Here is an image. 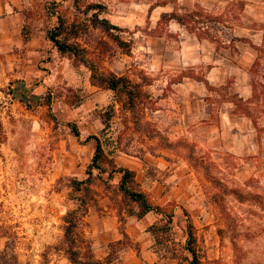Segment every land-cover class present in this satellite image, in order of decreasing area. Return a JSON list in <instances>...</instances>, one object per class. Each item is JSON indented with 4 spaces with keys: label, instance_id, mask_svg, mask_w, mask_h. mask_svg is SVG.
Segmentation results:
<instances>
[{
    "label": "rangeland",
    "instance_id": "374dc122",
    "mask_svg": "<svg viewBox=\"0 0 264 264\" xmlns=\"http://www.w3.org/2000/svg\"><path fill=\"white\" fill-rule=\"evenodd\" d=\"M8 2L22 17L23 36L29 39L34 34L36 47L42 53L26 54L21 45L10 44L0 31V252H6L9 257L15 253L16 264H72L61 250L63 217L77 207V198L85 197L88 213L76 231L84 259L94 256L90 237L98 232L101 234L98 243L103 249L107 246L109 252L107 260H115L116 264H122V256L130 258L129 252L146 262L151 254L159 264H189L192 254L188 250L186 210L195 226L197 242L193 248L200 256L199 264H264V180L254 177L245 185L230 187L211 174L206 176L209 171L202 167L204 160L193 154L192 146H186L184 150L190 162L200 164L204 178L183 177L179 186L190 189L191 184L202 181L206 193L196 196L198 202L191 200L185 205L182 201L188 200L182 194L178 198L175 190L178 181L175 176L169 181L175 187L172 198L164 202L160 194L165 187L155 180L168 179L165 174L168 169L156 166L152 160L160 161L162 157L180 161L183 155L176 142L163 136L148 111L159 106L160 88L164 87L165 93L180 78L178 53L182 51V42L189 40L194 32L199 38L222 40L228 37V28L246 23L264 25L257 17L256 3L242 0ZM90 4L104 6L99 18L120 28L111 31L128 42L129 52L119 47L102 28L92 25L97 10L90 9ZM174 12L182 22L168 16ZM0 13L5 15L2 4ZM58 16L66 19L69 35L74 33L71 28L80 29L77 41L88 49V57L100 70L126 76L131 85H138L135 108L130 109L128 97L123 93L93 84L91 70L73 55L59 53L47 38V31L58 25ZM225 28L227 33L219 32ZM19 52H23L21 57L16 55ZM194 72L183 70L185 74ZM253 72L254 78L264 80V65L253 67ZM168 78L171 80L166 86ZM70 123L77 124L80 137L74 135ZM90 135L100 138L104 156L101 169H92L93 179L86 193L76 190L72 181L88 177L96 150L94 139L85 141ZM118 150L142 159L146 151L153 154L148 155L150 161L146 160L144 171L136 173L140 188L145 192L152 189L150 194L154 198L147 193L166 214L151 212L146 217L145 225L150 222L146 230L150 233L143 241L149 243L150 254L141 251L140 242L127 232L128 227L136 228L128 226V222L138 218L131 213L137 214L139 206L119 189L121 174L113 170L118 166L115 162ZM181 172V168L174 170L178 175ZM220 183L237 192L224 193ZM168 215L172 216L169 221ZM117 235L120 240L110 241Z\"/></svg>",
    "mask_w": 264,
    "mask_h": 264
},
{
    "label": "crops",
    "instance_id": "0c3cea01",
    "mask_svg": "<svg viewBox=\"0 0 264 264\" xmlns=\"http://www.w3.org/2000/svg\"><path fill=\"white\" fill-rule=\"evenodd\" d=\"M195 1L207 0H193ZM212 1L229 3L238 0ZM242 1L255 2L257 8L259 7L257 17L264 22V0ZM0 4L3 14L5 13L0 16V31L8 37L9 43L21 45L26 54L40 55L42 52L36 47L38 44H35L34 34L27 41L24 40L22 17L19 12L13 11L12 3L0 0ZM228 29L232 36L229 37L228 34L222 40L199 38L194 32L189 40L182 42V51L178 53L177 72H182L180 78L172 81L167 92L163 93L164 87L160 88L159 106L148 110L163 136L176 142L180 154L183 155L180 161L162 157L160 159L163 161L152 160L156 166H166L168 169L165 173L168 179L159 177L155 180L165 187L160 194V199L164 202L172 198L175 187L169 181L175 176L178 180L175 190L178 198L182 194L188 200L182 201L185 205L196 200L197 195L206 193L202 181L198 182L199 185L191 184L190 189L179 186L183 177L188 180L204 178L200 164L196 166L190 162V156L184 150L186 146H192L193 154L201 161L204 160L205 166L202 167L205 172L209 171L205 173L206 176L211 174L230 187L245 185L254 177L264 180V80L254 78L253 72V67L264 65V25L249 26L246 23ZM226 31V28L219 30L224 33ZM44 40L46 41L45 37ZM22 53L16 55L21 57ZM188 69L195 72L183 73V70ZM170 80L171 78L166 80V86ZM148 155L153 156L151 151H146L142 159L141 156L127 154L126 150H118L115 162L118 166L129 168L138 174L144 171ZM179 168L182 175L174 173ZM145 190L149 194L152 192L150 188ZM150 214L151 212L142 218H133L128 226L135 225L136 228L131 230L128 227L127 231L132 238H137L135 241L140 242V250L148 254L151 253L149 243L143 240L150 233L146 230L150 222L145 225L146 217ZM100 236L97 232L90 237L94 257L106 264H116L115 260H107L109 252L107 246L103 249L98 243ZM120 238L117 235L110 241ZM128 254L130 258L122 256V264H159L158 259L151 254L148 262L138 259L136 253Z\"/></svg>",
    "mask_w": 264,
    "mask_h": 264
},
{
    "label": "trees",
    "instance_id": "16d2710c",
    "mask_svg": "<svg viewBox=\"0 0 264 264\" xmlns=\"http://www.w3.org/2000/svg\"><path fill=\"white\" fill-rule=\"evenodd\" d=\"M90 9H96L97 11L93 14L92 25L94 27H100L106 32L111 39L121 48H124L127 52L130 51V45L127 41H125L120 34H115L111 31V29L120 28L117 25H113L109 20L103 18H99V12L103 10V5L98 4H90ZM166 16V13L163 17ZM171 18H176L178 21H183L181 17L178 16L177 12L171 13L168 15ZM72 26L75 23L71 24ZM70 30L74 31L72 35L69 31V25L65 18L58 16V25L53 29L47 31V38L54 44L59 53L66 54L69 53L73 55L75 59L83 63L91 70V81L93 84L99 85L101 87L109 88L113 90L115 93H123L126 97H128V106L132 110L135 108V99L139 94L138 85H131V82L126 76H117L112 72H105L99 69L95 62H93L88 57V49L83 46L77 39L80 36V29L71 28ZM24 40H27L28 37L24 34ZM72 38V39H71ZM72 130L74 131V135L80 137V129L76 123H70ZM163 138V137H162ZM94 139L96 141V150L92 162L89 166L88 177L85 179H73L72 183L76 190L78 191H86V193L90 190V184L93 179V168L101 169V160L104 156V149L100 138L97 135H90L86 138L85 141H90ZM115 172H119L121 174L119 189L123 193V195L129 198L132 202L136 203L139 206V210L136 215L138 218L144 217L149 212H156L166 215L162 206L155 204L150 195L140 188V185L136 179V172L122 166H115L113 169ZM208 172V171H207ZM213 178V177H212ZM222 187H224V193H236V189L228 188L224 183H220ZM77 207L70 209L67 211L64 220V238L62 240V248L67 255L69 261L72 264H106L105 261L96 259L94 256L89 257L88 259H84L81 256V247L78 243V239L76 236V231L79 228L80 224L83 222L85 216L88 213V202L85 197L77 198ZM185 215L188 221V250L192 254V259L189 264H199L200 256L197 253V250L193 248V245L196 244L197 239L195 235V226L192 221L190 214L184 210ZM172 219L171 215H168V221ZM153 227H150L152 230ZM45 256V255H44ZM18 262V257L15 253L9 257L6 252H0V264H16Z\"/></svg>",
    "mask_w": 264,
    "mask_h": 264
}]
</instances>
